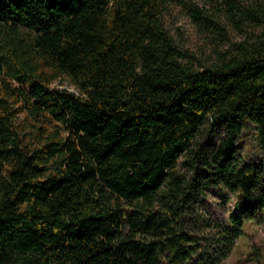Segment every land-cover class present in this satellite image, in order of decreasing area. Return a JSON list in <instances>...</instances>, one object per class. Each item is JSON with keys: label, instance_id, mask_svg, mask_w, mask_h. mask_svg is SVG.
<instances>
[{"label": "trees", "instance_id": "16d2710c", "mask_svg": "<svg viewBox=\"0 0 264 264\" xmlns=\"http://www.w3.org/2000/svg\"><path fill=\"white\" fill-rule=\"evenodd\" d=\"M168 1L0 0V264H189L211 188L236 205L198 264L264 219V39L196 69ZM251 128L256 159L237 149Z\"/></svg>", "mask_w": 264, "mask_h": 264}, {"label": "rangeland", "instance_id": "374dc122", "mask_svg": "<svg viewBox=\"0 0 264 264\" xmlns=\"http://www.w3.org/2000/svg\"><path fill=\"white\" fill-rule=\"evenodd\" d=\"M162 24L184 52L182 62L202 69L235 54L239 43L264 39V0H169L163 9ZM51 87L76 92L64 76L54 80ZM221 134L216 126L212 137L217 139ZM256 137L254 128L242 134L237 143L241 155L255 159L261 156ZM181 161L177 172L189 178L191 170ZM236 198L235 193L220 187L194 199L184 232L192 236L190 244H197L198 253L189 264H198L206 252L214 253L213 240L229 227V213L235 209ZM219 264H264V219L246 223L244 234Z\"/></svg>", "mask_w": 264, "mask_h": 264}]
</instances>
